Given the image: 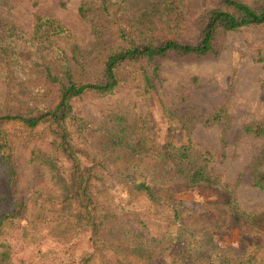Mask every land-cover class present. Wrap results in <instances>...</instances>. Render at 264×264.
I'll return each mask as SVG.
<instances>
[{"label":"trees","instance_id":"trees-1","mask_svg":"<svg viewBox=\"0 0 264 264\" xmlns=\"http://www.w3.org/2000/svg\"><path fill=\"white\" fill-rule=\"evenodd\" d=\"M15 1L0 0V218L16 224L24 247L63 249L93 235L104 257L95 264H140L126 245L135 237L167 264H264V205L239 199L244 183L264 193V121L241 125L255 153L246 174L227 181L216 168L235 115L226 106L201 114L188 87L166 88L163 65L215 60L228 34L264 32V0H208L194 41L183 37L186 0L84 1L77 13L88 36L44 14L27 30L13 19ZM121 94L144 110L126 98L95 126L79 106ZM213 128L220 152L197 138ZM230 234L241 253L222 242Z\"/></svg>","mask_w":264,"mask_h":264},{"label":"rangeland","instance_id":"rangeland-1","mask_svg":"<svg viewBox=\"0 0 264 264\" xmlns=\"http://www.w3.org/2000/svg\"><path fill=\"white\" fill-rule=\"evenodd\" d=\"M84 1L87 0H16L12 16L19 25L30 30L35 14L50 15L81 35L88 36L89 29L77 13ZM186 1L192 17L190 27L183 37L194 41L196 34L192 23L199 13L210 7V2ZM5 14L7 10L0 8V15ZM167 39L175 38L162 37V40ZM163 65L166 88L174 92L188 87L201 114L214 106H226L235 115L234 128L228 134V147L225 150H222V130L219 128L199 130L197 138L214 152L222 150L227 154L225 163L216 168L217 172L225 175L227 181H235L242 171L246 174L243 169L255 153L256 140L239 139L240 127L251 121H264V92L260 89V82L264 80V32L252 27L228 34L223 42V51L215 60L165 61ZM195 76L199 79L196 86L191 84V79ZM126 98V94H121L101 101L80 102L79 106L84 117L97 126L116 103ZM128 98L127 104L137 105V112L144 110V104L140 100L134 99L132 94ZM125 192L124 185L118 186V195L123 196ZM239 199L248 209L264 205V193L252 189L248 183L239 188ZM183 200L191 207L199 208L197 196L185 195ZM222 242L231 245L236 253L244 250L243 241L237 234H230ZM126 245L140 264H167L165 259L150 260L148 244L143 240L129 237ZM88 256H92L89 264L104 259L93 235L63 249H58L53 242L48 241L39 250H27L20 240L16 224L0 218V264H83L84 258Z\"/></svg>","mask_w":264,"mask_h":264}]
</instances>
